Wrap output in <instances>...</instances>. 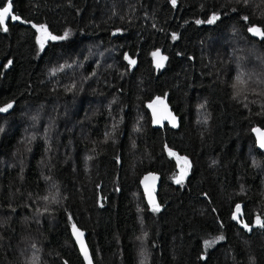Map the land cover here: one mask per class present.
Instances as JSON below:
<instances>
[{
	"label": "trees",
	"instance_id": "16d2710c",
	"mask_svg": "<svg viewBox=\"0 0 264 264\" xmlns=\"http://www.w3.org/2000/svg\"><path fill=\"white\" fill-rule=\"evenodd\" d=\"M12 2L22 20L70 36L41 51L31 24L0 31V108L13 104L0 112V264H84L73 223L94 264H264V228L232 219L236 204L250 226L264 219L251 133L264 128V38L247 31L264 29V0ZM241 71L246 100L234 98ZM156 97L175 126L154 123ZM169 149L191 163L182 184ZM150 171L158 212L139 186Z\"/></svg>",
	"mask_w": 264,
	"mask_h": 264
},
{
	"label": "snow or ice",
	"instance_id": "6c2138e0",
	"mask_svg": "<svg viewBox=\"0 0 264 264\" xmlns=\"http://www.w3.org/2000/svg\"><path fill=\"white\" fill-rule=\"evenodd\" d=\"M177 2V0H171V3L173 5H175ZM248 2V0H244V3L246 4ZM0 3H3L4 6L0 7V31L3 32H7L8 31V27H7V22L9 20L15 22V21H20L22 23L25 24H31L32 28L36 29L37 33H39L38 36V43H39V47L40 50L43 51L45 44L51 40V41H58V40H66L68 39V37L70 36V31H65L63 33V35H53L52 32L49 31L48 29V25L45 23H40V24H36V23H32L31 20H22V18L19 15H15L14 11H13V2L12 0H0ZM220 19V16L213 13L207 20H196L195 23L197 24H203V23H208V24H214L216 23L217 20ZM242 20L245 21L246 23L249 21V17L248 16H243ZM119 31V30H118ZM247 31L249 33L254 34L257 37H261L264 38V29L258 27V26H249L247 28ZM115 34V33H114ZM172 39L176 40L178 39V36L176 33L172 34ZM152 56L156 58V66L157 68H162L164 66V62L167 60L166 56H162L160 51L157 50L155 52L152 53ZM125 59L128 60L129 64L134 66L136 64V60L132 59L129 56H125ZM12 63L11 60L8 61V64L10 65ZM70 67V65H69ZM73 87H75V85H73ZM233 88L235 89V96L234 98H238L243 96V98L246 100L247 99V95H245L246 90H247V79H246V73L241 71L238 73V75L236 76V80L235 83L233 84ZM115 102V101H113ZM157 106H161V110L158 112ZM247 106V105H245ZM13 107L12 103H8L6 104L4 107L0 108V112H7L9 109H11ZM149 108H151L153 110V117H154V122L157 124L162 123L163 119H169L173 125L175 126V120L176 118L174 116H172L170 113L167 112V106L164 103L163 100H161L160 97H156V99L153 101L152 104L148 105ZM201 108L204 107V105H200ZM33 119H37L36 117H33ZM137 131H139V128L136 129ZM253 131L257 134V139H258V143L260 148L264 149V130L260 129V128H254ZM106 137L109 135L108 133L105 134ZM169 155L176 157L177 160L181 161L182 163V167L180 169V174L175 177V182L177 184H182L188 174V170L191 167V163L188 160V158L185 157H180L178 156V154L176 152H173L171 149L168 150ZM88 159H92V157H88ZM45 179H50L48 177H46ZM149 178L145 177V191L147 192L148 195V202L151 205V209L154 212H158L160 211V206L157 204L155 197L153 195V187H149V185L147 184V180ZM151 179L153 181H155L156 177L152 176ZM53 187H55V185H53ZM45 201H49V196H44L42 198ZM51 202L52 203H58L59 201L56 199L55 196L51 197ZM13 211H15L13 209ZM48 208L45 207L44 208V212H47ZM242 216V205L241 204H236L235 205V211L232 214V219L238 221L239 223L242 224V226L251 231V228L253 226H259L261 228H264V219H262L259 215H257L255 217V223L254 225L250 226L248 223L244 222L241 219ZM72 234L75 237L76 242L79 245L80 251L84 256V259L87 261V264H93V261L90 257L89 254V250L85 244L84 241V232L81 231L75 223L72 224ZM147 234H145L146 236ZM224 236H220L217 238V240H223ZM214 241H205V247L207 248L208 246H210L211 244H213ZM32 247L35 249L36 245L33 244ZM31 264H39V259L38 257H33Z\"/></svg>",
	"mask_w": 264,
	"mask_h": 264
},
{
	"label": "water",
	"instance_id": "95a60500",
	"mask_svg": "<svg viewBox=\"0 0 264 264\" xmlns=\"http://www.w3.org/2000/svg\"><path fill=\"white\" fill-rule=\"evenodd\" d=\"M254 128H260V129H262V130H264V128H261V127H259V126H256V127H253V128L251 129V133H252V136H253V138H254V140H255V145H256L257 149H258L259 151H261V152L264 154V149L260 148V146H259L258 139H257V134L253 131ZM152 176H155V177H156L155 181H153V180L151 179ZM145 177H148V178H149V179L147 180V184L149 185V187H153V185H154V187H153V195H154L155 200H156V202H157V204H158L159 202H158L157 193H158L159 186H160L161 176H160L159 173L151 172V171H150V172H147V173L143 174V175L141 176L140 180H139V186H140V189H141V191H142V193H143L144 200H145L146 204H147L149 207H151V205H150L149 202H148V195H147V192L145 191ZM78 228H79V227H78ZM79 229H80V228H79ZM80 230L84 232V241H85V244H86V246H87V248H88V250H89L90 257H91V259H92V261H93V258H92V255H91V252H90L89 246H88L87 241H86V232H85L84 230H82V229H80ZM70 234H71V237H72V239H73V241H74V243H75V245H76V247H77V249H78V252H79V254H80V256H81V259L83 260V263H84V264H87V261L84 259V256H83V254H82L81 251H80L79 245H78V243L76 242L74 235L72 234V227L70 228ZM93 264H94V263H93Z\"/></svg>",
	"mask_w": 264,
	"mask_h": 264
},
{
	"label": "rangeland",
	"instance_id": "374dc122",
	"mask_svg": "<svg viewBox=\"0 0 264 264\" xmlns=\"http://www.w3.org/2000/svg\"><path fill=\"white\" fill-rule=\"evenodd\" d=\"M154 58V62H155V64H156V58L155 57H153ZM155 100V99H154ZM153 100V101H154ZM161 100H163L164 101V103L166 104V102H165V100L163 99V98H161ZM153 101L152 102H150L149 104H152L153 103ZM166 106H167V112L168 113H170L172 116H174L172 113H171V111L169 110V107H168V105L166 104ZM157 109H158V112L161 110V106H157ZM150 111H151V113H152V117H153V110L150 108ZM153 121H154V117H153ZM164 122H167V123H169L170 125H173V123L169 120V119H163L162 120V123H164ZM155 123V122H154ZM162 123H160V124H162ZM156 125H160V124H157V123H155ZM175 124H176V120H175Z\"/></svg>",
	"mask_w": 264,
	"mask_h": 264
}]
</instances>
